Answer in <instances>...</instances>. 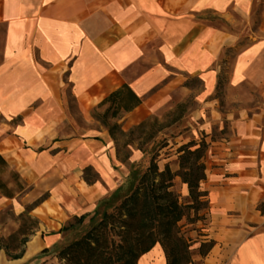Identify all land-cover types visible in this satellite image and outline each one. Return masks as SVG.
Here are the masks:
<instances>
[{"label":"rangeland","instance_id":"374dc122","mask_svg":"<svg viewBox=\"0 0 264 264\" xmlns=\"http://www.w3.org/2000/svg\"><path fill=\"white\" fill-rule=\"evenodd\" d=\"M42 14L35 22L38 34L34 37L41 45L50 44L43 55L56 57L63 74L60 95L46 101L37 100L25 121L22 116H12L5 121L11 127L10 132H25L29 136L50 121L63 122L66 119L65 128L59 130L50 143L55 146L53 153L64 152H60L55 161H47L48 145L35 148V156H39L44 169L31 183L21 179L22 189L9 173L12 168L3 174L13 196L0 209V242L12 253L22 248L20 240L24 235L18 230L24 220L20 214L28 212L43 196L48 197L50 189L62 181L59 167L62 166L64 173L70 176L64 170L63 160L78 140L86 135H100L103 126L91 116L94 106L86 107L81 94L92 84L90 77L96 74L95 61L102 46L113 42L120 46L116 54L115 48H110L111 52L107 53L123 56L122 66L117 70L144 101L143 107L120 118L123 129L128 130L146 118L158 117L156 132L151 139H145V135L138 132L132 136L131 162L137 165L139 172L145 169L152 156L159 170L168 164L176 172L179 169V148L201 139L208 143L204 155L206 174L214 171L216 166L209 145L232 135L236 131L232 123L237 113L241 109H256L260 98L255 87L247 83L232 87L228 80L238 53L264 35L262 0H56L51 6H43ZM71 70L72 81L68 74ZM209 78L214 85L211 92L204 86V80ZM178 103L184 104L185 111L179 120L168 123L172 118L170 111ZM163 124L169 125L159 127ZM19 125L21 127L17 130ZM124 139L119 136V145ZM111 148L115 151L114 141ZM125 153L128 151L122 148L120 155ZM96 166L100 168L99 164ZM92 173L93 170L87 172L88 175ZM128 174L129 170L125 175L113 177L116 184H125L115 202L131 187ZM104 176H108L107 172ZM209 187L208 180L201 183L203 190L209 192ZM172 190L178 194L180 202H189L187 186L178 176L174 178ZM65 200L63 198L62 202ZM110 206L106 208L110 209ZM259 208L264 211L262 205ZM28 214L37 220L34 234L47 239L50 232L58 229L52 220L40 222L32 210ZM200 215L202 218L193 224L186 219L179 223L191 242L192 264L202 262L203 257L198 254L200 242L214 237L210 206ZM251 219L250 216L245 221L236 220L228 230L237 229L239 224L243 225L242 232L247 233L254 226ZM71 220L60 221L67 224ZM88 220L86 218L80 226L55 234L54 244L47 251H40L35 257L38 260L32 264H63L56 256L57 252L82 235L88 228ZM27 224L28 232H32L33 223L28 219ZM32 237L29 235L28 240ZM239 246L236 242L219 241L216 250L223 254V258L216 264H240V260L230 258ZM146 263L145 260L141 262ZM261 263L264 264V260Z\"/></svg>","mask_w":264,"mask_h":264},{"label":"crops","instance_id":"0c3cea01","mask_svg":"<svg viewBox=\"0 0 264 264\" xmlns=\"http://www.w3.org/2000/svg\"><path fill=\"white\" fill-rule=\"evenodd\" d=\"M55 2L56 0H0V155L8 163V168L16 171L20 180L25 183L33 182L44 169L38 160L39 156H35V148L48 145L47 161H55L60 152H64L58 150L53 153L55 146L50 143L58 131L65 128L66 119L63 122L50 121L35 129L29 136L25 132H10L11 127L5 121L12 116H22L25 121V116L33 111L37 100L46 101L60 95L63 74L59 71L56 57L43 55L42 52L48 50L50 44L41 45L34 37L38 34L35 22L43 15V6H51ZM262 14L264 17V0ZM110 48L116 49L114 54L120 51V46L115 42L100 49L102 52L95 61L98 67L94 71L96 74L90 77L92 84L81 94L86 107H95L111 91L123 83L128 84L117 70L122 66L124 58L121 54L115 57L114 54L107 53L111 52ZM68 74L72 81L73 71ZM243 83L258 89L260 98L256 109H241L237 113L232 123L236 131L232 135L223 140L212 141L209 145L216 167L206 174L204 181L208 180L210 183L207 192L211 225L214 228V237L211 239L215 244L200 264H216L223 258V254H218L216 250L219 241L240 244L236 254L230 256L240 260V264H263L261 260H264V231L261 230L264 228V211L261 212L259 208V205L264 208V35L249 43L234 60L228 85L237 87ZM204 86L208 92L212 91L214 85L211 78L204 80ZM131 88L140 97L141 103L129 112L122 111L120 118L133 114L144 105L141 95ZM20 127L21 125L17 130ZM112 143L113 139L106 128L102 127L99 136L86 135L72 146L63 160L64 170L70 176L64 173L60 165L62 181L51 188L48 197L32 209L33 215L40 222L52 220L58 225V229L50 232L47 239L41 234H33L26 243L23 256L18 259L9 258L1 249L0 264H32L34 260L37 261L36 255L49 249L56 239L54 235L62 233L58 232L64 224L60 220L92 213L97 201L119 186L113 177L116 174L125 175L129 166L117 159L116 151L111 148ZM26 145L28 149L25 148ZM131 161L133 155L130 154L129 162ZM86 166L94 167L99 175V179L91 184L82 178V170ZM104 172H107V177ZM63 198H66L65 202H62ZM8 199L9 197L0 193V209ZM250 216L254 226L247 233L242 232L243 225L239 224L237 229L228 230L236 220L245 221ZM228 231L230 232L227 233ZM143 260L147 261L146 264H166L159 244L143 254L137 264H141Z\"/></svg>","mask_w":264,"mask_h":264},{"label":"trees","instance_id":"16d2710c","mask_svg":"<svg viewBox=\"0 0 264 264\" xmlns=\"http://www.w3.org/2000/svg\"><path fill=\"white\" fill-rule=\"evenodd\" d=\"M140 103V97L127 83H123L91 111V116L106 128L113 139L117 159L122 163H128V181H131V187L118 202H115L125 187V184H120L97 201L92 213L74 216L59 229L58 232L68 231L80 226L89 218L88 228L82 235L57 252L56 256L63 264H137L138 259L156 244L161 246L166 264H191L193 261L190 239L184 235L179 223L186 219L188 223L193 224L202 218L203 215L200 213H206L209 209L208 192L201 188V182L206 179L204 155L208 143L201 139L199 142L192 141L182 145L179 148V169L176 172H173L168 164L159 170L154 156L150 158L145 169L139 172L137 165L129 162L131 154L129 147L133 145L132 136L138 132L145 135V139H151L156 132L155 124L158 117L146 118L128 130H123L117 120L122 111L129 112ZM184 108L183 103H178L170 111L172 118L168 123L179 120L185 111ZM167 125L169 124L159 127ZM149 126L150 128H147ZM119 136L125 138L121 145ZM122 148L128 153L121 156ZM138 148L142 150L141 145H138ZM8 169V163L0 155V193L10 198L13 191L2 178ZM92 170V175H88L87 172ZM9 173L16 185L22 189L19 174L14 170H10ZM175 176L187 186L188 203L180 202L178 194L172 190ZM82 178L91 184L99 179V175L91 166H86ZM46 198L45 195L37 200L30 210ZM107 206H110V209H107ZM29 211L20 214V218L24 220V224L18 230V233L24 235L20 240L22 248L12 253L0 242V250L4 249L11 259L23 256L28 236L33 235L37 229V220L28 214ZM28 219L33 223L32 232L27 230ZM214 244L212 239L201 241L198 254L201 257L206 256Z\"/></svg>","mask_w":264,"mask_h":264},{"label":"bare ground","instance_id":"6f19581e","mask_svg":"<svg viewBox=\"0 0 264 264\" xmlns=\"http://www.w3.org/2000/svg\"><path fill=\"white\" fill-rule=\"evenodd\" d=\"M33 241L30 243V246L32 245Z\"/></svg>","mask_w":264,"mask_h":264}]
</instances>
